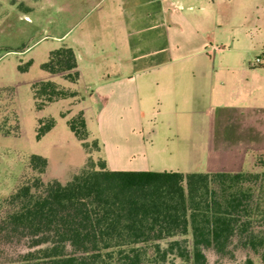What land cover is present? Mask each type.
I'll use <instances>...</instances> for the list:
<instances>
[{
    "label": "crops",
    "instance_id": "crops-1",
    "mask_svg": "<svg viewBox=\"0 0 264 264\" xmlns=\"http://www.w3.org/2000/svg\"><path fill=\"white\" fill-rule=\"evenodd\" d=\"M89 1L98 15L71 27L68 43L57 38L74 52L79 79L69 86L79 101L70 105L85 121L93 104L99 120L128 110L117 125L132 126L143 157L151 121V143L164 145L152 154L201 159L168 171L250 170L264 155V0ZM128 165L109 170L162 172L147 159Z\"/></svg>",
    "mask_w": 264,
    "mask_h": 264
},
{
    "label": "trees",
    "instance_id": "trees-1",
    "mask_svg": "<svg viewBox=\"0 0 264 264\" xmlns=\"http://www.w3.org/2000/svg\"><path fill=\"white\" fill-rule=\"evenodd\" d=\"M42 70L69 85L79 79L72 48L49 52ZM36 111L79 97L52 80L31 85ZM87 153L79 173L62 184L43 182L46 159L31 155L34 175L20 181L3 201L0 230L27 241L13 264H206L205 251L219 256L230 247L250 251L264 264V161L261 171H113L92 159L97 141L81 111L67 121ZM54 120H39L36 138Z\"/></svg>",
    "mask_w": 264,
    "mask_h": 264
},
{
    "label": "rangeland",
    "instance_id": "rangeland-1",
    "mask_svg": "<svg viewBox=\"0 0 264 264\" xmlns=\"http://www.w3.org/2000/svg\"><path fill=\"white\" fill-rule=\"evenodd\" d=\"M91 6L89 0H0V220L5 213L2 201L20 181L34 175L29 167L31 155L46 159L45 171L40 175L43 182L56 180L64 184L79 173L86 161L87 153L67 125L77 113L76 107L70 103H77L79 98L58 100L36 111L31 85L52 80L68 88L69 84L59 75L52 76L41 66L49 52L60 47L58 37L66 34L63 43H68L71 27L76 25L78 32L94 15H98V10L93 12ZM75 88L78 90L79 85ZM98 109V105L93 104L86 112L88 141H97L98 150L92 151L91 157L105 160L108 169L121 170L128 167L130 161L143 163L147 159L153 165V171H168L179 166L183 170L185 161L196 163L201 160L199 157L188 160L183 156L171 158L159 151L152 154L149 150L152 144L164 145L155 139L151 143L154 127L151 121L143 128V143L148 149L143 157L139 153V143L131 141L129 130L132 126L117 125L119 115L129 111L116 109L111 114L102 111L99 120ZM49 118L54 120L53 128L37 139L39 120L44 123ZM166 144L170 146L169 142ZM263 161L264 157L260 164ZM258 166L250 170L261 171ZM26 251L25 238L0 230V264H13ZM205 255L206 264H243L248 257L258 263L250 251L233 246L225 256L212 250L205 251Z\"/></svg>",
    "mask_w": 264,
    "mask_h": 264
},
{
    "label": "built area",
    "instance_id": "built-area-1",
    "mask_svg": "<svg viewBox=\"0 0 264 264\" xmlns=\"http://www.w3.org/2000/svg\"><path fill=\"white\" fill-rule=\"evenodd\" d=\"M220 48H221V47H218V46H212V47H211L212 50H219ZM259 62H260V58H255V59L253 60V62L250 63V66H251V67H252V66H255V65H257Z\"/></svg>",
    "mask_w": 264,
    "mask_h": 264
}]
</instances>
